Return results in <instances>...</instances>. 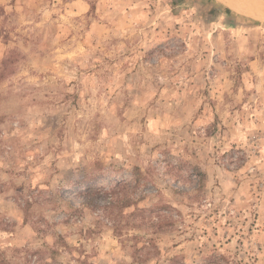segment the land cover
<instances>
[{
	"label": "rangeland",
	"instance_id": "374dc122",
	"mask_svg": "<svg viewBox=\"0 0 264 264\" xmlns=\"http://www.w3.org/2000/svg\"><path fill=\"white\" fill-rule=\"evenodd\" d=\"M0 264H264V17L0 0Z\"/></svg>",
	"mask_w": 264,
	"mask_h": 264
},
{
	"label": "water",
	"instance_id": "95a60500",
	"mask_svg": "<svg viewBox=\"0 0 264 264\" xmlns=\"http://www.w3.org/2000/svg\"><path fill=\"white\" fill-rule=\"evenodd\" d=\"M226 3L232 7L233 9L239 11V12H244L246 14H254L255 16H260V17H264V0H259L260 2H257L255 0H246L247 2H243L244 0H225ZM238 1V2H236ZM251 3L252 7L251 11L249 12H245L239 8H237L235 5H243L244 7H247V5L245 3Z\"/></svg>",
	"mask_w": 264,
	"mask_h": 264
},
{
	"label": "bare ground",
	"instance_id": "6f19581e",
	"mask_svg": "<svg viewBox=\"0 0 264 264\" xmlns=\"http://www.w3.org/2000/svg\"><path fill=\"white\" fill-rule=\"evenodd\" d=\"M236 2H238V1H236ZM243 2H247V1H243ZM245 4L247 5V7H244L243 5L242 6L241 5H235V6L237 8H239V9L245 11V12L251 11V8L250 7H252V4L250 2L249 3H245Z\"/></svg>",
	"mask_w": 264,
	"mask_h": 264
},
{
	"label": "trees",
	"instance_id": "16d2710c",
	"mask_svg": "<svg viewBox=\"0 0 264 264\" xmlns=\"http://www.w3.org/2000/svg\"><path fill=\"white\" fill-rule=\"evenodd\" d=\"M214 11H218L217 9H215ZM197 169H199V174L201 175L202 174V171L200 170V168H197ZM215 256V255H214Z\"/></svg>",
	"mask_w": 264,
	"mask_h": 264
}]
</instances>
